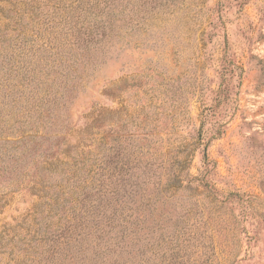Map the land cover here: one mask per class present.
<instances>
[{"label":"rangeland","instance_id":"rangeland-1","mask_svg":"<svg viewBox=\"0 0 264 264\" xmlns=\"http://www.w3.org/2000/svg\"><path fill=\"white\" fill-rule=\"evenodd\" d=\"M91 2L0 0V264H264V0Z\"/></svg>","mask_w":264,"mask_h":264},{"label":"trees","instance_id":"trees-1","mask_svg":"<svg viewBox=\"0 0 264 264\" xmlns=\"http://www.w3.org/2000/svg\"><path fill=\"white\" fill-rule=\"evenodd\" d=\"M130 1L132 2L133 0ZM118 5L119 0H92L89 4L91 15H93L91 22L87 27H83L75 19V24L70 28L71 33L69 31L70 34H68L67 41L78 40L79 42L83 40L84 42L91 41L97 44L103 42L107 33L115 27V22L118 18L117 12L119 11ZM54 99L55 96H53L52 100ZM57 231L58 227L55 228L54 233H57ZM53 237L54 235L51 238H46L45 241L54 242L55 239Z\"/></svg>","mask_w":264,"mask_h":264}]
</instances>
